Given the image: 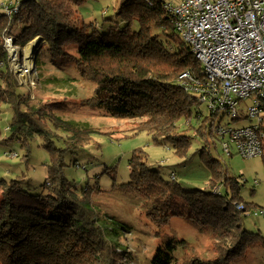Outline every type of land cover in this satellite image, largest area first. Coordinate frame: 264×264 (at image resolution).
Segmentation results:
<instances>
[{
    "label": "trees",
    "instance_id": "obj_1",
    "mask_svg": "<svg viewBox=\"0 0 264 264\" xmlns=\"http://www.w3.org/2000/svg\"><path fill=\"white\" fill-rule=\"evenodd\" d=\"M18 1L14 16L0 11V62L5 67L0 70V113L2 104H8L14 114L8 139L26 146L39 136L51 163L39 193L29 191L22 178H0V264H84L81 254L96 250L95 264H120L118 251L123 250L99 223L90 189L81 194L64 174L66 152L80 150L95 131L59 114L68 110L66 100L37 101L30 91L17 90L3 35L12 34L16 42L26 36L47 40L50 46L44 53L74 64L86 81L95 83L93 93L83 98L87 108L138 119V131H146L154 143L168 145L180 157L188 156L192 144L185 131L194 130L202 138L214 135L213 123H206L213 113L198 127L192 124V117L203 116L201 96L180 78L186 71L203 77L201 66L164 0H120L115 11L122 23L104 32L81 20L79 6L84 0ZM55 139L63 140V147ZM28 152L27 148L25 157ZM200 155L212 170L208 189L188 190L175 177L165 179L136 152L129 159L131 177L121 188L140 195L147 217L157 227L184 217L210 227L215 240L213 258L193 255L176 260L177 244L186 248V241L179 240L159 248L152 264H233L251 246L264 245L261 232L248 231L240 222V177L230 174L207 151V144ZM221 186L225 194L218 189Z\"/></svg>",
    "mask_w": 264,
    "mask_h": 264
},
{
    "label": "rangeland",
    "instance_id": "obj_2",
    "mask_svg": "<svg viewBox=\"0 0 264 264\" xmlns=\"http://www.w3.org/2000/svg\"><path fill=\"white\" fill-rule=\"evenodd\" d=\"M120 0H84L79 6V16L85 23H92L99 31H107L116 22L122 23L116 16V8ZM16 0H0V11H5ZM18 12L12 13L14 16ZM16 27L19 24H15ZM12 38L11 43L6 39ZM6 61L9 70L21 71L30 67V75L18 79L17 90L21 93L31 92V98L37 101L66 100L69 108L59 114L67 119L75 120L81 125H89L95 131L90 142L80 150L68 151L65 154L64 174L76 186L81 194L90 189L94 203L95 215L99 223L113 236L118 251L120 264H152L159 248L170 242L186 241V248L177 244L174 256L178 261L190 259L193 255L213 258L216 255L215 240L210 227L200 226L184 217L173 218L167 226L157 227L145 213L143 199L136 193H128L121 188L122 183L130 180L131 169L129 159L134 152L142 155L147 164L160 171L167 180L175 179L185 189H208L212 177L211 168L201 157V147L207 144V151L218 158L230 174L240 177V193L245 206L240 213L241 223L246 230L261 232L264 236V155L243 157L239 154L228 156L222 147V141L215 135L202 138L194 130L185 131L192 137L187 157H180L168 145L153 142L145 131H138V119H126L106 114L101 109H89L83 98L91 95L95 83L84 79L72 63L54 60L48 51L50 43L45 44L41 37L26 36L23 41L16 42L12 34L3 35ZM47 46V47H46ZM37 47L40 54L32 56L29 62L24 57L25 50ZM34 54V53H33ZM196 60V57L194 56ZM18 63V66H17ZM0 62V70H4ZM28 64V65H27ZM13 72V73H14ZM16 77V76H15ZM31 79L35 85L31 84ZM32 86V87H31ZM250 100L245 101L247 110ZM201 109V119L192 117V124L198 127L211 111L205 103ZM14 114L8 104H2L0 113V178H22L26 188L33 192L42 191V184L48 176V165L51 155L45 141L35 136L23 145L18 139H8L9 127ZM185 122V120H183ZM215 126H242L245 122H234L222 113L213 116L206 123ZM48 127V125H47ZM63 134V133H61ZM60 134V135H61ZM87 137V135H85ZM56 145L63 147V140L55 139ZM27 148L28 156L25 157ZM18 153L15 157L12 153ZM220 191L225 194V187ZM257 212V213H256ZM94 215V216H95ZM95 250V249H93ZM98 251L81 254L79 261L84 264H95ZM233 264H264V245L258 243L251 246L243 254L236 257Z\"/></svg>",
    "mask_w": 264,
    "mask_h": 264
},
{
    "label": "built area",
    "instance_id": "obj_3",
    "mask_svg": "<svg viewBox=\"0 0 264 264\" xmlns=\"http://www.w3.org/2000/svg\"><path fill=\"white\" fill-rule=\"evenodd\" d=\"M164 1L174 16L177 31L191 46L204 75L198 78L186 71L180 76L183 83L201 96V102L214 116L222 113L234 122H245L236 127L220 122L217 126L213 124V133L222 141L225 153L228 156H263L264 0ZM16 2L6 7L8 14L19 11V1ZM11 41L12 38L6 39L8 44ZM43 42L48 44L45 39ZM31 55L35 56L25 50L26 62ZM30 69L25 67L18 71L17 68L12 72L21 79L30 75ZM34 83L31 79V84ZM248 100L251 103L245 110L242 103ZM11 155L19 156L16 152ZM237 207L244 209L245 206L238 204Z\"/></svg>",
    "mask_w": 264,
    "mask_h": 264
},
{
    "label": "water",
    "instance_id": "obj_4",
    "mask_svg": "<svg viewBox=\"0 0 264 264\" xmlns=\"http://www.w3.org/2000/svg\"><path fill=\"white\" fill-rule=\"evenodd\" d=\"M41 39H42V38H41ZM38 52H39V48L35 47V48L33 49V53H34V55H37Z\"/></svg>",
    "mask_w": 264,
    "mask_h": 264
},
{
    "label": "bare ground",
    "instance_id": "obj_5",
    "mask_svg": "<svg viewBox=\"0 0 264 264\" xmlns=\"http://www.w3.org/2000/svg\"><path fill=\"white\" fill-rule=\"evenodd\" d=\"M27 53H29V50H27Z\"/></svg>",
    "mask_w": 264,
    "mask_h": 264
}]
</instances>
